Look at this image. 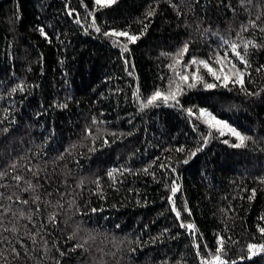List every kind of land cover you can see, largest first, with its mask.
<instances>
[{"label": "trees", "instance_id": "obj_1", "mask_svg": "<svg viewBox=\"0 0 264 264\" xmlns=\"http://www.w3.org/2000/svg\"><path fill=\"white\" fill-rule=\"evenodd\" d=\"M260 28L264 0H117L103 9L0 0V264H200L193 244L207 257L218 236L225 259L264 264V253L240 259L247 244L264 243V47L249 48L243 89L198 84L180 106L144 110L134 96L166 88L185 43V63L208 60L227 49L221 38L264 45ZM113 30L139 39L103 35ZM200 109L250 139L233 147L236 137L209 129Z\"/></svg>", "mask_w": 264, "mask_h": 264}, {"label": "snow or ice", "instance_id": "obj_2", "mask_svg": "<svg viewBox=\"0 0 264 264\" xmlns=\"http://www.w3.org/2000/svg\"><path fill=\"white\" fill-rule=\"evenodd\" d=\"M117 0H94V4L98 6V8L103 9L110 7L111 5L115 4ZM70 16L73 15L72 11H69L68 13ZM89 16L93 17L92 23L89 25V27H92L95 29L96 32H100L101 29L96 26L95 21V15L94 12H89ZM147 15L151 16L153 15L152 12H149ZM259 19V17H257ZM77 24L80 23L79 18L75 21ZM252 27H256V24L254 21L249 22ZM146 30V27H145ZM242 31L247 32L248 26H242ZM261 32H264V28H260ZM41 35H44L47 38L46 33L44 32L43 28L40 29ZM104 36H116V37H126L127 41L129 43H135L137 39H139L138 36L135 35H129L125 31L117 32L115 30L111 32H104ZM238 39H240V43H237L236 41H230L221 38V48H223L224 45H227V49L224 50V54L221 55L219 51L215 52L213 56H210L208 60L204 59H197L196 57H193L188 62L183 61L184 55L188 53L189 46L187 43L183 45V47L178 50V52L172 57V64H169L168 67L172 70L174 74L173 79H169L168 85L164 90L156 89L150 96H147L145 98H141L139 94V89L137 88V91L134 93V96L136 97V100L139 102L140 110L147 109L149 107H158L160 105L168 106V107H177L180 106V101L178 97L180 95L184 94V89L187 87L188 89L195 88L198 84H203V87L206 89H212L218 86L222 87H228L230 83L232 84H240L241 88L243 89L244 84V76L248 74L247 70L250 67V63L248 60V53L249 48H260L264 47V45L257 44L253 40H246L243 39V37L239 36ZM114 44H117V41H113ZM242 49V51H241ZM123 52L128 51L127 44H124L121 49ZM229 52L231 53V56H229ZM211 61V62H210ZM127 61H125V64L127 65ZM183 65V68L180 69L178 66ZM215 65V67H213ZM238 65H243V68L241 69L238 67ZM190 69H194V71H190ZM261 69H264V65H262L260 68H257V71H260ZM129 75H132V72L128 73ZM205 74L208 76H211L215 81L220 82L218 83H208L205 80ZM17 89H13L12 91L15 92ZM21 91H23V88H20ZM253 94V93H249ZM188 115H193V112L191 109L186 110ZM203 123H205L209 129L215 128L221 136L224 135V129H227V131L236 137V139L239 141V143L233 144V147H242L245 144V141L250 139V137L242 135L240 132H238L235 128L230 127L225 121L218 119L216 116H214L212 113L207 112L205 109L199 110V116L197 119L204 118ZM210 134V133H209ZM205 142L206 139H205ZM227 143V141H225ZM199 150V149H198ZM177 151H184L183 148L177 149ZM196 153L193 152L192 155L194 156ZM188 161L185 160L184 163H187ZM14 167V165H13ZM163 167V165H161ZM117 171V170H114ZM145 172H147V169H144ZM174 171V169H173ZM5 175V173H0V177ZM108 175L110 177L113 176V172H109ZM17 181L21 179V177L16 176L14 177ZM31 187V185H29ZM179 186L173 182V185L170 189L172 195L168 197L169 202L172 204L171 211L175 213L177 220L180 219L181 212L177 210L175 207V201L173 197L175 196L176 192L178 191ZM3 194L0 193V196ZM255 195V190H253L252 196ZM8 199H11V197H8ZM251 199V197H250ZM22 203L27 204L28 201H22ZM9 209H4V212H7ZM38 211V209H37ZM93 212L96 211V209H92ZM191 213L189 212V215ZM21 216H23V213H21ZM30 219V217H29ZM261 219H264V217H261ZM49 221L52 223H55V215H52L49 217ZM181 228H186L191 232V234L195 237V226L193 224H184L183 222L179 225ZM4 231H17L14 227L12 229L5 228ZM258 231L261 235V237H264V227L258 228ZM2 235V234H0ZM4 240H7V237L3 238ZM34 240V238H33ZM35 242V241H34ZM10 243V242H9ZM225 241L224 238L221 236L217 237V248L215 249V254L211 253V250L207 248V245H205V251L208 253V256H202L200 252V244L194 243L193 247L196 250V256L200 260V264H237L236 260L229 261L225 259L224 257L227 256V252L225 250ZM77 247H82V245H77ZM12 253L15 254V256L19 257V252L16 251V249L13 247L11 249ZM247 256H241L240 259H251L252 257H255L261 253H264V243H249L246 246ZM63 255V253H61ZM4 258V253L2 250H0V259ZM7 264V262H6Z\"/></svg>", "mask_w": 264, "mask_h": 264}, {"label": "rangeland", "instance_id": "obj_3", "mask_svg": "<svg viewBox=\"0 0 264 264\" xmlns=\"http://www.w3.org/2000/svg\"><path fill=\"white\" fill-rule=\"evenodd\" d=\"M204 119H206V117H204ZM224 130H227V129H224Z\"/></svg>", "mask_w": 264, "mask_h": 264}]
</instances>
